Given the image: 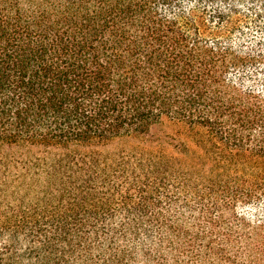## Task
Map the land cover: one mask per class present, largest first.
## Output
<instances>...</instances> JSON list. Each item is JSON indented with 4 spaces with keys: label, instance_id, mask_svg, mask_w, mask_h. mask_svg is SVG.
Returning <instances> with one entry per match:
<instances>
[{
    "label": "trees",
    "instance_id": "obj_1",
    "mask_svg": "<svg viewBox=\"0 0 264 264\" xmlns=\"http://www.w3.org/2000/svg\"><path fill=\"white\" fill-rule=\"evenodd\" d=\"M0 264H264V0H0Z\"/></svg>",
    "mask_w": 264,
    "mask_h": 264
},
{
    "label": "rangeland",
    "instance_id": "obj_2",
    "mask_svg": "<svg viewBox=\"0 0 264 264\" xmlns=\"http://www.w3.org/2000/svg\"><path fill=\"white\" fill-rule=\"evenodd\" d=\"M241 14L238 16L239 19H243L244 20L246 18L252 17L250 15L249 11L248 10H245V8L244 9L241 8Z\"/></svg>",
    "mask_w": 264,
    "mask_h": 264
}]
</instances>
